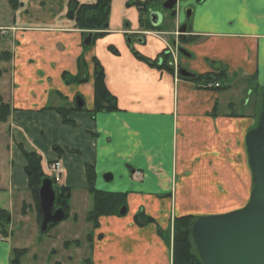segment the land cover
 <instances>
[{"label":"crops","instance_id":"0c3cea01","mask_svg":"<svg viewBox=\"0 0 264 264\" xmlns=\"http://www.w3.org/2000/svg\"><path fill=\"white\" fill-rule=\"evenodd\" d=\"M29 1L18 0L16 8L27 12ZM69 1L55 0V15L0 26L1 34L9 33L2 39L8 60L0 94L11 109L0 122V208L10 219L0 240V264H9L14 248L26 249L23 258L30 255L16 241L11 223L33 235L39 229L23 151L37 153L44 172L53 160L62 165L58 184L70 189V217L50 230L54 236L69 232L78 211L91 204L86 165L94 170V187L126 193L125 216L98 219L83 263L171 264L169 246L157 231L168 229L171 215L198 216L205 205L215 211L239 193L242 204L249 198L245 135L256 122L264 87V0H177L174 16L160 10L166 0H111L107 30L89 47L66 15ZM185 10H191L188 20ZM150 11L171 17L170 28L145 27ZM183 20L186 38L178 46L190 56L177 54L178 62L194 76L222 72L218 88H206L173 68L151 67L132 53L155 60L165 50L175 52L172 33ZM95 61L115 98L113 111L91 112ZM76 96L90 110L69 112L65 123L54 108L72 106ZM104 171L112 174L107 186L100 179ZM232 189L235 193L228 194ZM138 211L154 221L136 224ZM48 259L33 264H59Z\"/></svg>","mask_w":264,"mask_h":264},{"label":"trees","instance_id":"16d2710c","mask_svg":"<svg viewBox=\"0 0 264 264\" xmlns=\"http://www.w3.org/2000/svg\"><path fill=\"white\" fill-rule=\"evenodd\" d=\"M12 8H16L17 4L12 0H8ZM111 0H94L92 3H78L77 1L70 0L68 2V10L66 15L75 21L76 26L84 32L83 37L88 33H92V42L105 34V30L108 27L109 11ZM147 28H159L152 27L150 24L146 25ZM85 47V46H84ZM110 51L115 53L116 51L109 47ZM132 53L140 60L146 62L151 67H157L158 69H167L172 71V67L168 64L169 55L165 52L159 57L162 58V63L158 64V58L150 60L138 53L132 51ZM8 60V53L6 51L0 53V62ZM3 73V69H0V77ZM224 79V74L221 72L216 76H192V81H202L205 84L212 83ZM83 80H79L81 82ZM66 82L68 80L66 79ZM204 84V85H205ZM203 86V85H202ZM262 92V88L260 90ZM55 111L61 116L62 121L70 123L67 119V115L71 111L82 110L83 108H77L75 103L70 107L54 108ZM116 109V103L114 96L110 95L107 91L102 67L97 61L94 62L93 72V112L98 111H113ZM260 112V105H259ZM11 109L7 103L2 101L0 94V122H6L10 116ZM257 121V119H256ZM25 158L24 173L27 179L28 190L35 202L38 212L39 223L41 221L40 212L38 208L37 191L41 184L42 179L48 177V175L42 170L41 157L35 152L23 151ZM86 176V190L91 198L90 209L86 212L85 221L91 224L92 230L98 228V219L101 216L117 215L120 216L119 210L126 206V193L123 192H105L95 189L94 187V170L91 166H85ZM52 180L53 188L55 191V200L53 209L60 208L64 213L63 220L70 217V189L63 185H59ZM252 187V186H251ZM198 218L191 214L175 216L173 220V233H172V250H171V264H202L201 260L195 250L193 240L191 237V226L193 222ZM143 219L144 224L153 222L152 218L143 215L142 211H138L134 215V221L138 225L141 224L140 220ZM10 223L9 214L0 208V232L5 235ZM55 224H48L45 232L39 231L40 235L50 231ZM158 234L164 238V241L169 244L167 238L168 232H162L158 229ZM168 231V229H167ZM39 235V236H40ZM166 235V236H165ZM86 240L92 242V232L86 235ZM71 241H64L62 246L68 248ZM74 244L78 245V240H74ZM26 253L24 248H14L11 250L9 264H22L21 260Z\"/></svg>","mask_w":264,"mask_h":264},{"label":"water","instance_id":"95a60500","mask_svg":"<svg viewBox=\"0 0 264 264\" xmlns=\"http://www.w3.org/2000/svg\"><path fill=\"white\" fill-rule=\"evenodd\" d=\"M177 0H166L162 9L176 11L173 7ZM191 10H187L186 20ZM151 25L157 26L162 15L159 12H149ZM187 24L178 26L177 33L180 40L186 38ZM92 33H88L82 40L85 47H89ZM184 53L183 49H178ZM181 76H189L181 68L177 69ZM77 108L83 107L80 96L75 97ZM245 147L248 166L251 172L252 189L247 203L235 210L225 213L198 217L191 226V237L195 250L202 264H264V87L261 93V109L257 124L245 135ZM107 180L112 174H105ZM38 208L40 212V231L45 232L48 224L62 221V209H53L55 191L52 181L44 178L37 191ZM126 213V207L119 210L120 215Z\"/></svg>","mask_w":264,"mask_h":264},{"label":"rangeland","instance_id":"374dc122","mask_svg":"<svg viewBox=\"0 0 264 264\" xmlns=\"http://www.w3.org/2000/svg\"><path fill=\"white\" fill-rule=\"evenodd\" d=\"M12 1L15 2L17 6H19L18 0H12ZM33 2L35 3V5ZM29 5L30 7L29 8L27 7V12H26V10L22 11L21 9H19V7L12 8L8 0H0V26L10 25L13 19L14 21H16L15 23H17L21 20H27V19L40 20L44 18L43 15H46V14L55 15L56 14L55 11L58 10L57 5L59 4L56 3L55 0H30ZM39 6H42V8H39ZM186 13H187V10H185L184 12L185 18H186ZM184 20L180 22V25L184 23ZM172 22L173 21L171 20V17L164 15L162 17V20L159 26L166 30L170 28V25ZM3 34L4 36H2ZM3 34L0 33V53L4 52L5 49H7V46L5 45L6 40H2V39H6L9 37V33L3 32ZM171 47H173L172 42H171ZM3 64H4L3 61L0 62V69L4 70ZM2 85H3L2 80H0V90L2 88L1 87ZM260 100H261V91H259L258 98H257V104H256L257 109L255 112V116L257 118L259 115ZM60 104L62 106H66L67 102L65 99H63L60 102ZM88 110H90L89 105L88 104H86L85 106L83 105V111H88ZM256 124H257V121L255 122L254 126H252V128L255 127ZM107 173L109 172L104 171V172H101L100 174L101 182L103 183V185H106V186L107 184H111L113 182V179L107 180L105 178V174ZM95 188L100 191H105V192L108 191L106 189L99 188V187H95ZM227 192L228 194H234L235 190L234 189L227 190ZM239 197H240V193H239V196L234 199H231V198L226 199V204L219 205L218 206L219 209L215 211H212V209H210V206L205 205L203 206L205 207V209H203L205 211L203 212V214L198 213L197 217L205 216V215H212V214H220V213H225L231 210L238 209L244 206V204H242L243 201H240ZM246 202L244 201V203ZM90 206L91 204H88L87 210H84V212H83V208H81L78 211V221L76 222L75 225H71L72 227L69 232L61 234V235H57V236L52 235L54 233L50 231L44 233L43 235H40L39 229L33 235L30 232L29 228L22 226V225H18L16 222L11 223L10 227L13 229L14 233L17 235L16 241H18V244L24 245L23 247L27 248V251L29 252V254L30 255L35 254L37 258L36 260H34L30 258V255H27L21 260V263L22 264H33L35 261L43 263L45 258L49 256V259H48L49 263L56 261L59 264H86L83 262L85 260L88 261L87 259L90 257L89 247L92 244V242L90 243L89 241L86 240V235L89 232L93 233V230H92L91 224L86 222L83 218L86 212L90 209ZM214 208H217L216 205L214 206ZM174 217L175 216L173 215L170 216L168 231L167 229H165L166 233L168 232L167 238L169 240V244L167 243L166 244L169 246L170 252L172 250V236H173L172 233H173ZM143 221H144L143 219L140 220V222H143ZM162 232L164 231L162 230ZM64 240L72 242L68 248H64L62 246ZM74 240H78V245L74 244Z\"/></svg>","mask_w":264,"mask_h":264},{"label":"flooded vegetation","instance_id":"af4514ba","mask_svg":"<svg viewBox=\"0 0 264 264\" xmlns=\"http://www.w3.org/2000/svg\"><path fill=\"white\" fill-rule=\"evenodd\" d=\"M159 6H160V5H159ZM161 7H162V5L160 6V10H161V11L167 12V14L170 13V11H168V10H164V9H162ZM181 41H183V40H181ZM180 47H181V46H180ZM180 47H179V48H180ZM180 49H181V48H180ZM165 54H166V55H169V60H168L167 62H168V64H169L173 69L175 68V69L177 70V69L181 68L182 70H184L185 72H187V73L189 74L190 77L194 76V74H191L185 66L180 65V63H179L178 60H177V55H176L175 57L171 58V55H170L169 52H165ZM177 54H179L180 56H183V57H185V55H186V56H190V55L187 54V52H185V51H184V53H177ZM170 58H171V59H170ZM161 63H162V58L159 57V58H158V64H161ZM173 63H174V64H173ZM178 75H179V74H178ZM179 76H181V75H179ZM189 76H187V77H189Z\"/></svg>","mask_w":264,"mask_h":264},{"label":"built area","instance_id":"2783aa9c","mask_svg":"<svg viewBox=\"0 0 264 264\" xmlns=\"http://www.w3.org/2000/svg\"><path fill=\"white\" fill-rule=\"evenodd\" d=\"M215 86H217V84H215ZM46 171L51 174L55 180L59 179V176L62 172V166L61 163L58 160H55L49 164L46 165ZM0 239L1 236H0Z\"/></svg>","mask_w":264,"mask_h":264}]
</instances>
